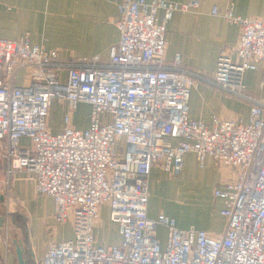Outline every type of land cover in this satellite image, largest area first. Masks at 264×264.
<instances>
[{
  "label": "built area",
  "instance_id": "1",
  "mask_svg": "<svg viewBox=\"0 0 264 264\" xmlns=\"http://www.w3.org/2000/svg\"><path fill=\"white\" fill-rule=\"evenodd\" d=\"M198 3L120 0L114 22L119 40L105 63L92 58L68 66L56 49L30 44L27 35L0 39V140L6 139L8 160L0 183L8 189L14 171L31 172L36 190L52 198L55 220L72 228L71 238L49 246L35 264H264V98L256 99L242 83L246 70L264 65V18L236 15L228 3L222 15L240 27L236 58L221 53L205 78L184 69L179 55L163 62L172 13ZM210 13L221 14L217 6ZM21 69L28 71L26 81L15 85ZM194 78L251 103L248 121L212 115L207 126L191 119ZM259 85L264 91V76ZM54 100L67 101L71 111L88 104V127H72L66 114L63 129L50 132L46 120ZM22 137L30 147L20 146ZM186 153L200 168L211 157L234 171L213 191L224 203L219 234L178 228L164 214L147 216L151 167L177 176ZM104 206L119 235L107 245L94 234Z\"/></svg>",
  "mask_w": 264,
  "mask_h": 264
},
{
  "label": "crops",
  "instance_id": "2",
  "mask_svg": "<svg viewBox=\"0 0 264 264\" xmlns=\"http://www.w3.org/2000/svg\"><path fill=\"white\" fill-rule=\"evenodd\" d=\"M119 1L0 0V39L19 40L27 35L30 44H41L48 50L56 49L60 61L68 66L92 58L105 63L110 46L119 40V31L114 24L118 17ZM164 1L184 3L188 0ZM230 1L234 14L264 18V0H199L195 9L174 11L165 28L164 64H171L179 55L184 69L209 78L215 71L217 57L221 53L235 59L234 49L239 41L240 27L226 21L222 15ZM213 6H217L221 14L212 15L210 11ZM161 15L162 11H159ZM58 72L61 80H64L66 67L60 68ZM27 75L28 71L19 70L14 84L24 83ZM263 76L262 63L255 70H246L243 74L244 88L259 100L264 98V91L259 85ZM194 79L196 87L191 90L188 101L191 119L202 121L207 126L211 125L212 115L222 120L248 121L251 103L217 91L206 80ZM54 102L64 107L59 123L52 120ZM71 113L67 101H52L46 120L49 131L57 133L62 130L66 114L72 127L79 130L88 127L90 108L86 123L79 127ZM19 144L21 147H30V140L22 137ZM5 149L6 139H1L0 177L3 180L7 178L8 167ZM233 177L232 168L219 164L211 157L205 159L202 168L198 167L193 153L183 156L182 170L177 176L154 164L149 174L147 216L156 219L159 214H164L173 218L178 228L195 227L219 234L225 226V219L220 214L224 203L222 198L214 196L213 191ZM8 190L23 208V238L17 239L22 243L27 264L39 262L49 246L72 237L64 235L53 215L52 198L36 190L35 177L31 172L25 169L14 171L9 177ZM97 242L101 245L114 243H101L98 238ZM0 264H18L14 242L11 247L0 239Z\"/></svg>",
  "mask_w": 264,
  "mask_h": 264
},
{
  "label": "rangeland",
  "instance_id": "3",
  "mask_svg": "<svg viewBox=\"0 0 264 264\" xmlns=\"http://www.w3.org/2000/svg\"><path fill=\"white\" fill-rule=\"evenodd\" d=\"M88 106L89 105L86 103H80L71 113V117L76 123H78V127L86 123L90 108ZM63 112L64 107L54 102L51 110L52 120L59 123L61 121ZM1 180H3L2 177H0V181ZM0 196H2V198L0 199V239L4 243L9 244L12 247L13 240H17L19 242V239L23 238L25 216L23 208L20 206L16 198L12 196L10 191L6 189V186L1 183ZM59 226L63 229L64 235L66 237L72 236V228H70L68 222L60 223ZM94 234L101 243H110L115 241L117 242L119 238L116 232L115 224L108 218V211L106 207H104V209L101 211L100 219L97 222ZM165 235V228L163 226H160L158 228V237L162 244H164L166 240Z\"/></svg>",
  "mask_w": 264,
  "mask_h": 264
},
{
  "label": "water",
  "instance_id": "4",
  "mask_svg": "<svg viewBox=\"0 0 264 264\" xmlns=\"http://www.w3.org/2000/svg\"><path fill=\"white\" fill-rule=\"evenodd\" d=\"M2 198V196H0V199ZM13 242L15 243V254H16V258H17V263L18 264H27V261L24 257V251H23V246L21 244V242L13 240Z\"/></svg>",
  "mask_w": 264,
  "mask_h": 264
}]
</instances>
